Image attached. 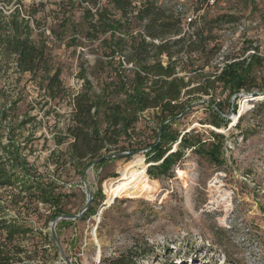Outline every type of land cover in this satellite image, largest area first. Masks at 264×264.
<instances>
[{"label": "rangeland", "instance_id": "obj_1", "mask_svg": "<svg viewBox=\"0 0 264 264\" xmlns=\"http://www.w3.org/2000/svg\"><path fill=\"white\" fill-rule=\"evenodd\" d=\"M147 1L181 15V36L187 32L189 38L194 32L207 39L205 54L178 55L176 76L188 83L181 100L190 110L170 131L181 137L187 133L191 140L199 134L206 150L213 142L211 132L224 135L222 165L185 149L168 175L152 178L147 171L159 163H149L147 146L158 139L161 121L157 110H148L128 136L121 134L120 143L104 152L106 161L90 166L83 176L70 155L74 98L85 89L84 77L92 83L91 93L102 95L115 71L101 56L100 40H83L79 6L59 8L60 0H0V18L7 21L20 11L32 29V41L45 46L48 75L59 70L65 89L52 100L44 89L48 75L23 73L17 57L0 47V143L13 140L19 145L29 171L15 168L18 177L56 184L65 215L83 212L89 200L86 185L93 198L81 219L64 224L59 218L54 227L49 205L26 193L19 207L11 204L20 183L0 187V221H18L29 232L7 241L6 231L0 230V256L9 257L10 264H264V0H225L205 9L192 33L185 31L183 20L202 9L205 0H130L133 36L144 31L134 15ZM91 8L107 9L120 19L109 0H96ZM65 18L69 21L62 22ZM0 31L10 32L5 25ZM255 56L262 64H255L240 92L221 83L206 85V77L213 80L231 61ZM113 67L132 77V65L121 55ZM204 87L211 95L198 90ZM109 91L108 101L125 98ZM211 102L221 104L223 118L230 121L227 127L212 124ZM175 145L171 148L177 151ZM126 181L113 197L112 191ZM23 203L28 208H22Z\"/></svg>", "mask_w": 264, "mask_h": 264}, {"label": "trees", "instance_id": "obj_2", "mask_svg": "<svg viewBox=\"0 0 264 264\" xmlns=\"http://www.w3.org/2000/svg\"><path fill=\"white\" fill-rule=\"evenodd\" d=\"M109 1L120 11V19H114L107 9L103 11L97 9L93 12L91 6H95L96 0H60L59 4V8L77 5L82 9V20L85 25L82 31L83 40L90 44L100 40L98 48L102 52L101 56L108 60V65L115 71V79L104 86L102 95L94 96L91 93L93 89L91 81L84 77L85 89L74 98V113L68 135L73 139L70 144V155L80 168L81 174L84 176L85 170L97 161L95 166L103 164L106 161L104 152H110V146H117L120 143L121 134L128 136L140 116L148 110H157V119L161 121L158 139L147 146L151 159L149 163H159L150 166L147 171L152 178L168 175L183 157L185 149H192L196 154H204L217 165H222L220 158L224 135L211 132L213 142L209 144L210 149L206 150V143H203L199 134L191 140L185 133L180 140L181 134L170 131L171 125L190 110V105L181 100L188 83L184 78L176 76L177 62L180 60L178 55L183 52L205 54L207 39L194 32L189 38L186 37L187 32L181 36L183 30L181 15L174 8L157 7L153 1L136 7L134 17L143 24L144 31L138 36H133L129 31L131 23L128 16L132 6L130 0ZM20 14L17 9L9 20L0 18V28L5 25L10 31L4 35L0 31V47L4 52L17 57L18 67L23 73L36 75L42 71L48 75L50 66L45 46H38L32 41V29L24 18H20ZM64 21L69 19L65 18L62 22ZM155 40L159 41V44H155ZM175 48L179 49L172 51ZM117 55H121L132 65V69L129 70L132 77H125L120 70L113 67ZM163 56L167 57L166 62L163 61ZM262 61L258 56L249 61L246 59L231 61L219 75H214L213 80L206 77L205 81L208 80L206 85L221 83L235 92H240L245 88L255 64L261 65ZM99 62L102 63L101 60ZM60 76L59 70L47 76L44 89L52 100L65 91ZM110 88L118 96L124 95L125 98L120 102L108 101L105 94L110 92ZM198 90L203 95H211L207 87ZM211 106L214 118L212 124L218 129L222 125L227 127L230 121L223 118L221 104L211 102ZM179 140L178 150L168 155L172 150L171 146L177 144ZM1 151H5L6 156L3 157ZM18 167L29 171L27 161L21 156L19 145L13 140H8L7 145L0 143V187L16 188L15 185L20 183L21 191L19 195L11 196V204L19 207L24 201L22 194L26 193L31 199L53 209L50 221L65 215L61 208L63 195L58 192L56 184L39 181L31 176L26 179L20 178L14 171ZM28 206V203L22 204V208ZM68 222L70 221H62L64 224ZM0 230L6 231L7 241H11L16 235L29 233L22 223L15 220H1ZM8 258L0 256V264H10Z\"/></svg>", "mask_w": 264, "mask_h": 264}, {"label": "built area", "instance_id": "obj_3", "mask_svg": "<svg viewBox=\"0 0 264 264\" xmlns=\"http://www.w3.org/2000/svg\"><path fill=\"white\" fill-rule=\"evenodd\" d=\"M195 1H203V0H195ZM223 1H225V0H205L204 4L202 6V9H200L196 14H195V12H193L192 15H188L184 18L183 26H185V31H189L192 33V31L190 29H192V26H194L196 24V20L198 18V15L200 16L201 13H203V11L205 9H213V8L217 7L219 5V3L223 2ZM158 42L159 41H157V43ZM251 53H254V51H251ZM86 190L88 191L87 185H86Z\"/></svg>", "mask_w": 264, "mask_h": 264}, {"label": "water", "instance_id": "obj_4", "mask_svg": "<svg viewBox=\"0 0 264 264\" xmlns=\"http://www.w3.org/2000/svg\"><path fill=\"white\" fill-rule=\"evenodd\" d=\"M181 138H182V137H181ZM181 138H180V140H181ZM180 140H179V142L175 145V148L179 145ZM174 152H175V151L172 150L171 152L168 153V155L171 154V153H174ZM120 156H123V155H120ZM107 158H108V157H105L104 159H107ZM97 163H98V161H97L93 166H95ZM87 189H88V191H89V193H88V198H89V200H88V202H87V204H86V207H85V209L83 210V212H82L80 215H77V216L63 215V216H60L59 218L64 219V220H78V219H81L82 215H83V214L87 211V209L89 208L90 202L93 200V198L91 197V190H90V188H88V186H87ZM59 218L53 220V224H52V226H54V227L56 226L57 221H58ZM54 227L52 228V236H53V239L55 240V242L57 243V237H56V234H55V231H54Z\"/></svg>", "mask_w": 264, "mask_h": 264}, {"label": "bare ground", "instance_id": "obj_5", "mask_svg": "<svg viewBox=\"0 0 264 264\" xmlns=\"http://www.w3.org/2000/svg\"><path fill=\"white\" fill-rule=\"evenodd\" d=\"M128 182L126 181L123 185H121L119 188H117V189H114L113 191H112V196L113 197H116V195H117V193H118V190L120 189V188H124L125 186H126V184H127Z\"/></svg>", "mask_w": 264, "mask_h": 264}]
</instances>
